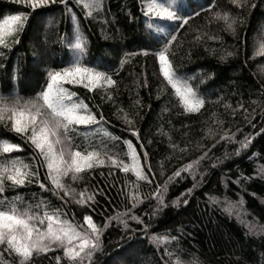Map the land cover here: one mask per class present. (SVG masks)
Returning <instances> with one entry per match:
<instances>
[{
    "label": "trees",
    "instance_id": "1",
    "mask_svg": "<svg viewBox=\"0 0 264 264\" xmlns=\"http://www.w3.org/2000/svg\"><path fill=\"white\" fill-rule=\"evenodd\" d=\"M92 2L57 0L33 10L0 0V19L28 13L19 42L0 48V94L28 99L41 92L48 70L69 66L78 26L84 42L81 65L106 73L115 83L91 91L84 86L87 80L66 83L76 94L73 100L96 116L94 124L74 126L75 150L119 154L129 163L125 141L131 142L147 179L138 181L131 171L124 173L106 160L77 181L63 178L77 194L87 190L94 202L80 205L78 197H64L62 191L53 195L36 183L12 187L10 182L0 199L45 200L84 230L83 217L90 215L101 229L100 247L83 264H177L178 259L180 264H264V52L259 50L264 0H242L243 7L230 0H185L188 8L180 14L199 15L183 25L146 17L149 0H99V10L84 9V3ZM217 10L237 18L234 31L214 18ZM172 35L176 39L166 51L172 69L204 101L195 112L185 111L160 72L156 53ZM0 139L20 146L0 153V162L19 157L51 187L30 142L2 124ZM54 148L59 152L61 146ZM189 164L192 168L174 176ZM158 197L164 201L159 208ZM117 215L127 227L112 219ZM160 235L169 240L153 239ZM57 256L60 264H68L62 248L34 256L31 264H57ZM2 259L10 264L12 257L5 253Z\"/></svg>",
    "mask_w": 264,
    "mask_h": 264
},
{
    "label": "snow or ice",
    "instance_id": "2",
    "mask_svg": "<svg viewBox=\"0 0 264 264\" xmlns=\"http://www.w3.org/2000/svg\"><path fill=\"white\" fill-rule=\"evenodd\" d=\"M15 2L23 3L26 7L34 10L50 3H56L57 0H15ZM58 2L65 4V0H58ZM230 2L236 7L244 6L242 0H230ZM213 6L214 3L210 7ZM83 7L86 10L92 8L99 10L101 5L99 0H93L92 3H84ZM187 8L185 0H179V3L177 0H163V2L149 0L144 15L147 17L151 14L153 17H159L166 21H180L183 25L189 21L191 16L199 15L198 12L189 15L180 14ZM90 14V11L85 12L86 16ZM213 16L217 20L224 21L226 30L234 31L233 25L237 18L233 17L229 11L217 10ZM27 18L28 13L17 12L5 15L3 19H0V48L9 47L11 40L19 42L17 34L23 30ZM148 27L150 29L155 27L157 32L165 31L164 28L153 24H149ZM76 32L75 42L70 45L74 54L69 66L59 70H48L47 86L34 98L24 99L15 93L0 94V124L30 142L40 159L41 166L48 170L45 179L50 182L51 187L46 188L45 184L40 182L37 169L31 168L29 164L16 157L0 162V193L5 191L6 182H10L12 187L36 183L42 190L51 191L53 195H59L62 191L64 197H78L75 202L80 205L90 201L94 202V196L85 195L87 190L77 194L76 189L63 182V178L70 177L72 181H77L82 178L84 172L95 166L104 165L106 160L112 166L119 167L120 171L124 173L131 171L138 181L147 179L145 172L140 167L136 149L131 142L125 141L129 163L120 159L119 154H101L96 151L82 153L75 150L76 146L73 145L71 137V133L75 130L74 126L94 124L96 116L82 101H74L73 97L76 94L69 92L63 84L65 82L68 84L83 83L87 80L84 86L91 91L101 84L111 86L115 83L106 73L81 65L84 42L78 34V26ZM175 39V35H172L167 44L163 45L162 49L156 53L160 62V72L174 89L185 111L195 112L202 107L203 99L199 98L193 89L175 74L171 62L166 56L168 45ZM209 39L220 38L217 36L209 37ZM259 50L264 52V44L260 45ZM226 55H232V53L228 52ZM223 58L221 57V59ZM100 119L102 120L103 117L101 116ZM128 122L131 123V121ZM223 138L221 137V139ZM247 143V138H245L241 147L246 148ZM54 145L61 146L59 152L54 150ZM19 150L18 144L0 139V153ZM190 168H192L191 164L175 172L174 176L179 177L182 171L187 172ZM148 171L151 169L149 168ZM164 190H160L161 196ZM153 195L156 196L155 193ZM129 196L130 199L133 198L131 194ZM135 198H139L138 193ZM163 204V199L158 197L157 207L159 208ZM62 217L61 210L52 207L45 200L30 204L22 202L20 197L13 200L0 199V249H2L0 264H4L2 257L5 253L12 257L10 264H31L34 256L47 253L55 248H62L63 257L68 261V264H83L84 259L91 258L96 249L100 247L101 229L93 222L90 215L83 217L87 230L79 228L75 223ZM129 218L134 221L139 219L135 215H131ZM112 219L124 224L125 227L128 226L126 220L120 215L112 217ZM153 239L160 243H166L169 237L160 235ZM166 255H171V253H166ZM56 260L57 264H60L61 257L57 256ZM177 264H180L179 259Z\"/></svg>",
    "mask_w": 264,
    "mask_h": 264
},
{
    "label": "rangeland",
    "instance_id": "3",
    "mask_svg": "<svg viewBox=\"0 0 264 264\" xmlns=\"http://www.w3.org/2000/svg\"><path fill=\"white\" fill-rule=\"evenodd\" d=\"M146 4H148V2H147ZM158 62H159V60H158ZM159 64H160V62H159ZM187 85H188V84H187ZM63 86L67 89V87H66V82L63 84ZM54 150L56 151L55 148H54Z\"/></svg>",
    "mask_w": 264,
    "mask_h": 264
}]
</instances>
